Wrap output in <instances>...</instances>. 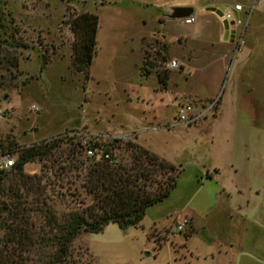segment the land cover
<instances>
[{"label": "rangeland", "instance_id": "obj_1", "mask_svg": "<svg viewBox=\"0 0 264 264\" xmlns=\"http://www.w3.org/2000/svg\"><path fill=\"white\" fill-rule=\"evenodd\" d=\"M263 1L0 0V61L5 54L17 60L15 67L0 63V146L16 151L57 143L49 159L24 165L21 179L33 184L25 178L38 177L57 215L90 203L79 188L84 172L66 171L60 180L56 171L58 165L68 167L69 150L77 151L75 144L82 138H99L102 144L118 140L111 150L114 164L128 162L123 145L130 141L181 170L169 196L148 207L138 226L120 231L108 224L99 233L78 235L70 245L68 264H264V232L250 228L242 214L247 200L254 206L264 199ZM252 2L255 13L247 18ZM180 5L193 9L194 22L167 18ZM233 5L242 7L237 30L245 29L244 41L234 55L226 54L231 66L225 62L222 68L219 19L205 9ZM82 13L97 17L87 79L71 66L73 37L67 26L70 17ZM42 56L46 64L40 71ZM169 61L177 68L168 69ZM163 71L168 74L165 90L156 81V73ZM224 71L234 73L240 88L257 92L260 101L245 102L248 118L260 112L251 125L253 132L259 130L263 147L252 149L250 156L235 149L240 163L236 175L227 165L217 174L210 169L220 165V144L217 138L213 141L211 128L216 112L189 126L174 122L180 105H205L222 95L228 88L218 82ZM74 158L87 164L80 153ZM0 182V207L24 196L13 172ZM185 214L193 227L186 224L178 232L176 225ZM32 221L40 223L35 216ZM6 224L8 217L0 211L1 264L25 258L5 242ZM44 254L30 252L24 264H43Z\"/></svg>", "mask_w": 264, "mask_h": 264}, {"label": "trees", "instance_id": "obj_2", "mask_svg": "<svg viewBox=\"0 0 264 264\" xmlns=\"http://www.w3.org/2000/svg\"><path fill=\"white\" fill-rule=\"evenodd\" d=\"M67 26L73 37L71 66L76 73L87 79L88 67L95 53L97 17L90 13L74 15L68 19ZM161 48L165 49L164 46ZM41 60L40 71L44 69L46 58L42 56ZM1 61L10 67L17 65L14 55L5 54ZM167 79L166 71L156 73V81L161 90H165ZM118 143V140H112L97 146L102 153L98 158H85L86 165L74 158L76 152L82 154L78 143L75 144L77 151L74 148L69 150L70 164L68 167L58 165L57 177L61 180V176L71 170L76 175L84 172L79 188L90 199V203L60 215L50 207L48 197L44 195L45 188L40 186L38 177L25 178L29 182L35 181L33 184L21 180L24 177L23 166L49 159L58 147L57 143L51 141L14 148L16 161L8 173L13 172L21 182L24 196H14L10 203L0 207V211L6 213L9 220L4 228L8 233L5 242L11 246L12 253L17 252L24 259H27L30 252L45 253L43 264H68L70 245L78 235L99 233L108 224H115L120 231L136 227L148 207L169 196L181 170L130 141L123 145L128 152V162L114 164L111 150ZM4 175H0V181ZM29 195L32 196L27 201ZM34 216L40 219L38 226L32 221ZM191 230L190 227L186 236ZM46 250L49 252L46 253ZM24 259L8 264H24Z\"/></svg>", "mask_w": 264, "mask_h": 264}, {"label": "crops", "instance_id": "obj_3", "mask_svg": "<svg viewBox=\"0 0 264 264\" xmlns=\"http://www.w3.org/2000/svg\"><path fill=\"white\" fill-rule=\"evenodd\" d=\"M254 2L249 4L248 7V14L247 18L251 16V14L255 11L252 10V7L254 6ZM248 5V4H247ZM262 8L264 9V1L261 4ZM179 7H188L180 5ZM219 10H222V8H218ZM206 11H209L212 14L213 11H215V8H206ZM193 13V9H192ZM234 12H232L233 14ZM237 16V13H236ZM216 19H218L216 16L213 15ZM194 22V21H193ZM240 24V21L237 20L236 25L234 27V35H233V41L232 43H224L222 42V28L219 21V32L218 37L221 38V49L223 50L221 56L219 57V61L223 63L222 68H224V63L229 62V59L227 58V53L230 52L233 55L239 51L241 44H243V39L245 35V29L237 30L238 25ZM181 47L184 44V40L181 39L180 43ZM227 65V64H226ZM231 66V61L228 64V67ZM223 70V69H222ZM229 70V69H228ZM227 68H225V71H228ZM221 73L218 82L222 87H225L228 85V88H224L222 95L220 94L219 99V105L216 110V114L213 117L211 121V128H212V138L213 141H215V138L218 140L219 146V159L218 162L220 165H212L210 167L213 174H217L218 168H221L220 166L227 165L229 169L231 170V175H236L240 169V163L237 162L234 156L235 149L241 148L243 150V153L245 156H250L252 149L255 150L257 148L263 147V141L262 136L258 135L259 130L255 129V132L252 130V121H257L260 118V112L254 113L253 118H248L247 116L250 115V109L248 108V105L246 104V100L249 99H257L256 101L260 102L258 100V94L252 93L251 88L249 87H241L240 88V82L238 78H235L234 73L232 75H229L227 72ZM246 89L245 91L242 89ZM256 91V90H255ZM215 94H212L210 97H207L205 99H210ZM257 97V98H256ZM250 101V100H249ZM244 102V103H243ZM258 108H256L258 111L261 109L259 108L260 105L257 103ZM255 107V105H254ZM260 109V110H259ZM256 110V111H257ZM257 111V112H258ZM258 118V119H257ZM250 119V120H248ZM252 120V121H251ZM206 176H211L208 171L205 173ZM221 191L224 192V188L221 187ZM239 211L241 212L242 208L238 207ZM243 216L248 222L250 228H258L259 230H262L264 232V199L260 198L257 199L256 204L254 206L251 205V201L247 200L245 203V206L243 207ZM184 219L187 220L188 224L193 227V220L189 214L184 215ZM250 236L252 237V233L250 232Z\"/></svg>", "mask_w": 264, "mask_h": 264}, {"label": "built area", "instance_id": "obj_4", "mask_svg": "<svg viewBox=\"0 0 264 264\" xmlns=\"http://www.w3.org/2000/svg\"><path fill=\"white\" fill-rule=\"evenodd\" d=\"M255 1V0H254ZM242 10V7L240 5H233V7L229 9H222L221 18L219 21L222 20H232L233 14L240 12ZM194 21V19L189 16L187 18L182 19V22L184 24H191ZM168 69H176L177 64L175 61H169L166 65ZM220 98V94L218 93L213 99L209 100L207 104L202 103H185L180 105L175 114L174 122L176 124H182L189 126L191 124H194L201 118H204L207 114H213L216 112L217 104ZM1 118V116H0ZM102 143L100 142L99 138H82L79 140L78 145L81 150L82 155L84 158H94L99 156L101 154V149H99L97 146H100ZM16 154L13 152L12 149L4 148L0 146V175L8 173L15 164L16 161ZM105 158H108V156H105ZM188 224L187 220L184 218L182 221L176 225V230L178 232H181L183 230V227Z\"/></svg>", "mask_w": 264, "mask_h": 264}, {"label": "water", "instance_id": "obj_5", "mask_svg": "<svg viewBox=\"0 0 264 264\" xmlns=\"http://www.w3.org/2000/svg\"><path fill=\"white\" fill-rule=\"evenodd\" d=\"M222 10H215L214 15L220 19ZM192 14V9L188 7H174L170 11V15L167 16L170 20H182L184 18L189 17ZM237 22L236 13H233V19L226 21H220L221 28H222V42L224 43H232L233 35H234V27Z\"/></svg>", "mask_w": 264, "mask_h": 264}]
</instances>
